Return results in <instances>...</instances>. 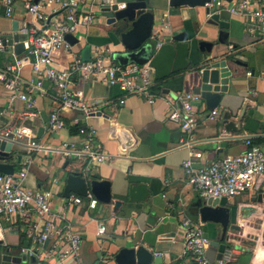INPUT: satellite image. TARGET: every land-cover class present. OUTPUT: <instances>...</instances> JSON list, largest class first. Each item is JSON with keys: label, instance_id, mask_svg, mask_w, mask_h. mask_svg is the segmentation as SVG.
<instances>
[{"label": "crops", "instance_id": "1", "mask_svg": "<svg viewBox=\"0 0 264 264\" xmlns=\"http://www.w3.org/2000/svg\"><path fill=\"white\" fill-rule=\"evenodd\" d=\"M98 3L99 0H82L83 9L95 12L97 17L90 26L80 28L74 45L80 57L81 50L88 44L89 58L96 50H103L112 59L113 52L122 51L123 46L106 19L100 15ZM226 5L217 13L228 24L227 41L220 43L216 37H207L208 34L217 36V27L207 23L208 16L203 7H170L168 0H147V9L154 15L151 31L154 40L166 42L171 33L178 31L197 34L189 51V65L165 79L155 80L153 91L158 96L153 102L137 95L125 96L119 86H108L99 79L82 81L74 77L73 86L79 88L85 103L95 111L86 116L77 111L62 112L67 122L74 118L78 121L58 132H51L48 119L51 108L55 106L56 91L53 85L43 79L42 90L35 87L30 94L34 106L26 111L25 103L17 96L12 97L11 92L0 83V110L7 112L0 118V123L23 127L27 136L41 145L38 151L27 150L22 142H13L14 150L10 152L8 161L13 163V155H21V163L14 164L13 173L26 169L24 186L46 188L51 186L53 178H57L61 197L65 175L70 171L110 182L112 198L109 203L98 201L96 207L91 209L83 203L67 214L66 221L70 223L72 231L80 236L81 264H95L102 256L106 264H115L113 254L116 248L128 239L151 250L153 257L160 256L159 264H176L185 257L182 218L188 215L200 220L197 203L202 197L186 186L183 169V161L189 157V152L202 153L201 160L193 159L194 164L199 165L242 152L246 138H251L257 144L264 142L261 132L264 118V36L250 17L231 14ZM13 21L17 22L18 33L23 22L22 0L17 2L16 12L11 18L6 17L0 8V36L11 38L14 33ZM19 39L22 36L19 35ZM209 39L213 42L211 53L206 49L200 51L197 40ZM213 54L219 55L217 59L235 58L245 65L231 63L236 72L233 71L228 91L214 108L219 111L218 120L207 117L211 109H207L196 94L193 106L198 113V122L193 130V140L190 146H186L183 144L185 134L177 124L166 118L164 96L194 94L196 68L201 58ZM52 57L55 66L63 69L70 62L71 54L58 50ZM17 59L23 60L18 74L24 81V87L35 83L34 57L27 53L25 47L20 54H15L8 46L0 50V69ZM224 112L236 124L235 131L225 130ZM85 127L94 128L105 161L84 173L87 160L76 156L74 151L82 145L84 135L80 129ZM123 132L127 134L126 139L120 137ZM137 183L145 184L146 198L128 201V189ZM263 196L264 187L261 185L240 196L221 198V202L234 211L233 224L238 226L237 230H230L228 244L233 260L228 264H264V243L260 235L264 223ZM60 197L56 195L54 209L58 208ZM257 197L261 201L253 202ZM118 199L122 203L115 206L114 202ZM254 206L260 207L262 214H259V210L252 213L251 207ZM31 218L42 226L35 213ZM99 224L105 226V233L101 236L97 234ZM202 229L210 240L219 236L217 224L202 222ZM5 248L13 255L25 253V264H32V256L35 264H41L31 253L32 245L25 234L23 220L10 217L0 220V251L4 252ZM205 254L207 258H212L214 251L210 252L207 248ZM209 262L218 264V260ZM0 264L3 263L0 261Z\"/></svg>", "mask_w": 264, "mask_h": 264}, {"label": "built area", "instance_id": "2", "mask_svg": "<svg viewBox=\"0 0 264 264\" xmlns=\"http://www.w3.org/2000/svg\"><path fill=\"white\" fill-rule=\"evenodd\" d=\"M20 0H0V8L6 17L14 16L17 2ZM111 0H99L98 5L109 3ZM23 22L18 28V34L28 54L34 57L33 72L37 77L35 83L24 87V81L18 74L22 64L21 59L7 64L0 69V83L11 92L12 97H18L25 103L28 111L34 106L31 97L36 87L42 90V80H47L55 88V106L49 113L48 125L51 132H58L65 126L76 123L74 118L67 122L61 115L66 111H77L85 116L95 110L82 98L79 88L73 86V78L87 81L99 79L108 86H119L125 96L137 95L148 102H153L158 96L153 87L156 81L153 68L148 62L139 65L131 63L121 65L107 57L103 50H96L88 59L82 60L77 55L75 45L65 39L66 34L76 38L80 28L90 26L96 19V13L85 11L82 0H22ZM231 14L250 17L259 32L264 36V0H210L206 6L211 13H218L224 4ZM152 37V35H151ZM8 37L0 36V50L6 48ZM153 39V38H152ZM154 40V39H153ZM161 45L154 40L155 48ZM64 50L71 54L68 65L59 69L55 66L53 54ZM196 94L185 93L179 97L164 96L167 104V120L177 124L185 134L183 144L190 146L193 140V130L198 122V113L193 102ZM122 103L123 100H120ZM7 115L5 109L0 110V118ZM219 111L212 109L207 113L211 120L219 119ZM84 139L80 148L74 154L87 160L84 173L94 165L103 163L105 155L96 141L94 128H81ZM264 135V118L262 120ZM0 140L22 142L27 150H40L41 145L27 136V131L14 124L0 123ZM193 159H202L199 151H190L189 157L183 161L186 174V186L197 192L200 197L232 198L250 191L255 186L264 187V142L253 143L251 138L245 139V149L235 155H225L210 162L194 164ZM26 169L18 173H0V220L15 218L23 220L25 234L32 245L31 253L41 264H81L79 261L80 236L74 233L66 221L67 214L72 208L83 203L87 208H95L98 200L90 193L85 197L70 194L60 197L58 179L53 178L51 186L46 188H29L23 180ZM87 176V174H83ZM60 198L58 208L54 209L55 197ZM35 213L42 221L38 225L31 217ZM181 225L184 234L185 257L176 264H212L206 257V249L210 239L204 234L202 222L185 215ZM105 233V226L99 224L97 234ZM233 260V254L226 249L218 264H228ZM95 264H106L105 258L100 257Z\"/></svg>", "mask_w": 264, "mask_h": 264}, {"label": "water", "instance_id": "3", "mask_svg": "<svg viewBox=\"0 0 264 264\" xmlns=\"http://www.w3.org/2000/svg\"><path fill=\"white\" fill-rule=\"evenodd\" d=\"M36 1V0H34ZM210 0H168L170 7H203L208 16L207 23L217 27V36L208 34L210 39L218 40L220 43L227 41L228 32L227 22L220 19L219 14L211 13L206 3ZM99 13L111 26L122 46V51H116L112 54V59L121 65L136 63L142 65L146 62L153 68V77L155 80H162L171 74L180 72L189 65V51L193 40L196 39V33L189 35L186 31L173 32L169 35L166 42H162L158 48L154 46V40L151 37L152 26L154 22L153 13L147 9V0H111L99 6ZM14 33L6 41L8 48L13 49L15 54H20L24 50L23 42L19 39L17 31V22H12ZM65 39L71 44L77 40L70 34L65 35ZM197 40L196 44L200 51L207 50L211 53L213 42L211 40ZM90 46L86 44L81 50L82 60L89 59ZM219 55H211L208 58L203 57L198 64L195 75L197 84L193 93L202 99L207 109H214L222 100L223 94L228 91L231 78L234 76L231 63L245 65L235 58L217 59ZM230 115L227 112L223 114L225 130L233 132L236 130V124L229 120ZM123 139L127 138L125 132L121 133ZM122 139V138H120ZM14 150V143L9 140H0V173L12 174L14 164L21 163V155H13V163L8 159L10 152ZM110 182L107 180H98L87 178L77 171L67 172L64 178L62 196L67 197L71 193L79 196H86L88 191L99 201L109 203L112 198ZM147 195L146 186L143 183H137L129 187L126 199L128 201L144 200ZM264 198V196H263ZM261 199V198H260ZM259 198H254L253 202L259 203ZM115 206H119L121 200H116ZM258 206L251 207L252 213L263 210ZM197 215L202 222H211L219 226V236L210 240L208 250L214 251L212 258L207 259L211 262L219 260L223 252L229 249L230 230H237L238 226L233 224L235 218L234 211L221 202V198L208 197L201 198L197 203ZM264 243V223L260 232ZM207 257V256H206ZM160 256H152L151 250L142 245H138L135 240L128 239L122 246L116 248L113 254L115 264H159ZM32 264H35V258L30 257ZM0 261L3 264H25L27 257L25 253L13 255L8 253V249L0 251Z\"/></svg>", "mask_w": 264, "mask_h": 264}]
</instances>
